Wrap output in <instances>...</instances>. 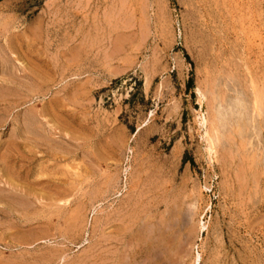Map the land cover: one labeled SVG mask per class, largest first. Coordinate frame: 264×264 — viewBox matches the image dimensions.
Segmentation results:
<instances>
[{
	"label": "rangeland",
	"instance_id": "1",
	"mask_svg": "<svg viewBox=\"0 0 264 264\" xmlns=\"http://www.w3.org/2000/svg\"><path fill=\"white\" fill-rule=\"evenodd\" d=\"M88 261L264 264V0H0V264Z\"/></svg>",
	"mask_w": 264,
	"mask_h": 264
},
{
	"label": "bare ground",
	"instance_id": "2",
	"mask_svg": "<svg viewBox=\"0 0 264 264\" xmlns=\"http://www.w3.org/2000/svg\"><path fill=\"white\" fill-rule=\"evenodd\" d=\"M121 4H122V3H121ZM143 6H144V5H143ZM127 10H128V9H127ZM102 16H103V15H102ZM110 17H111V16H110ZM108 26H109V25H108ZM110 36H111V35H110ZM89 37H90V36H89ZM83 39H84V38H83ZM108 43H109V42H108ZM104 56H105V55H104ZM105 59H106V58H105ZM111 60H112V59H111ZM18 63H19V62H18ZM251 81H252V80H251ZM253 83H254V82H253ZM253 83H252L251 85H253ZM255 86H256V85H255ZM255 86H254V87H255ZM252 90H253V88H252ZM256 90H257V89H256ZM256 90L254 89L253 91L255 92ZM253 91H252V92H253ZM254 92H253V93H254ZM254 94L256 95V92H255ZM252 95H253V94H252ZM257 95H258V94H257ZM259 98H260V97H259ZM258 100H259V99H258ZM257 102H258V101H257ZM260 102H261V101H260ZM255 106H256V105H255ZM259 106H260V104H259ZM256 108H257V106H256ZM256 108H255V109H256ZM256 110H257V109H256ZM258 110H259V108H258ZM257 113H258V112H257ZM203 123H205V121H203ZM214 131L219 132L218 129H217V130H214ZM245 140H246V139H245ZM245 140H244V141H245ZM242 146H243V145H242ZM211 147H212V146H211ZM211 147H210L209 149H210V151L212 152V148H213V147H212V148H211ZM243 148H244V147H243ZM63 157H64V156H63ZM247 158H248V157H247ZM255 159H256V158H255ZM249 160H250V159H248L247 161H249ZM253 163H254V162H253ZM248 164H249V163H248ZM240 170H241V169H240ZM246 170H247V169H246ZM253 171H254V170H253ZM248 172H249V170H248ZM242 173H243V172H242ZM244 174H245V173H244ZM245 176H246V175H245ZM244 181H245V183H246V181H250V180H247V179H246V180H244ZM260 196H261V195H260ZM254 198H255V197H254ZM243 200H244V199H243ZM156 211H157V210H156ZM153 227H154V226H153ZM154 234H155V233H154ZM154 234H153V235H154ZM168 234H169V233H168ZM173 234H174V233H173ZM153 235H152V236H153ZM156 235H157V234H156ZM169 235H170V234H169ZM174 237L176 238V235H174ZM124 239H125V238H124ZM127 240H128V242H130L129 239H127ZM149 240H151V239H149ZM139 241H140V240H139ZM151 241H152V240H151ZM159 241H161V243L164 245L163 247L165 248V251H166V252H170V251H171V249H172V240H171V239H167V238L165 239V237H163V235H162L161 238L159 239ZM176 241H177V240H176ZM121 242H123V241H121ZM125 242H126V241H125ZM128 242H126V243L128 244ZM147 242H148V241H147ZM112 243H113V242H112ZM152 243H153V242H150V241H149L147 245H148V246H149V244L152 245ZM115 244H116V243H115ZM134 244H136V243H134ZM119 245H120V244H119ZM120 246H121V245H120ZM173 246H174V245H173ZM133 247H134V246H133ZM133 247H132V248H133ZM114 248H115V247H114ZM119 248H120V247H119ZM149 248H150V247H149ZM174 248H175V247H174ZM120 250H121V249H120ZM126 250H127V249H126ZM129 250H130V249H129ZM173 250H174V249H173ZM254 250H255V249H254ZM131 251H132V250H131ZM133 251H134V250H133ZM111 252H112V251H111ZM152 252H153V251H152ZM136 253H137V252H136ZM171 253H173V252H171ZM247 253H248V252H247ZM174 254H175V256L177 255L176 252H175ZM122 255H123V254H122ZM126 255H127V254H126ZM251 255H252V254H251ZM256 255H257V253H256ZM114 256H118V255L115 253ZM247 256H248V255H247ZM123 257H124V255H123ZM158 257H159V256H158ZM162 257H163V256H162ZM169 257H170V256H169ZM197 257H198V256H197ZM117 258H119V257H117ZM178 258H179V256L177 257V259H178ZM246 258H249V257H246ZM254 258H255V256H254ZM89 259H90V258H89ZM119 259H120V258H119ZM166 259H168V258H166ZM169 259H170V258H169ZM172 259H173V258H172ZM174 259H175V258H174ZM90 260H91V259H90ZM93 260H94V259H93ZM93 260H92V261H93ZM116 260H117V259H116ZM123 260H126L125 257H124ZM123 260H122V261H123ZM164 260H165V259H164ZM197 260H198V259H197ZM162 262H163V260H162ZM181 262H182V261H181ZM245 262H246V261H245ZM109 263H110V262H109ZM243 263H244V262H243ZM86 264H89V261L86 262ZM90 264H91V263H90ZM153 264H154V263H153ZM162 264H164V263H162Z\"/></svg>",
	"mask_w": 264,
	"mask_h": 264
},
{
	"label": "trees",
	"instance_id": "3",
	"mask_svg": "<svg viewBox=\"0 0 264 264\" xmlns=\"http://www.w3.org/2000/svg\"><path fill=\"white\" fill-rule=\"evenodd\" d=\"M186 59L189 60V57L188 55H185ZM192 81L193 80H190V82L188 83V87L191 88L192 87Z\"/></svg>",
	"mask_w": 264,
	"mask_h": 264
}]
</instances>
